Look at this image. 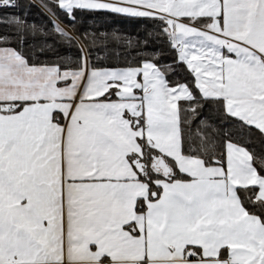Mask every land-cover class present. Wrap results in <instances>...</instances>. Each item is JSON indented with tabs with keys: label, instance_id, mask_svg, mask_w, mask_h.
I'll return each instance as SVG.
<instances>
[{
	"label": "snow or ice",
	"instance_id": "6c2138e0",
	"mask_svg": "<svg viewBox=\"0 0 264 264\" xmlns=\"http://www.w3.org/2000/svg\"><path fill=\"white\" fill-rule=\"evenodd\" d=\"M0 264H264V0H0Z\"/></svg>",
	"mask_w": 264,
	"mask_h": 264
}]
</instances>
